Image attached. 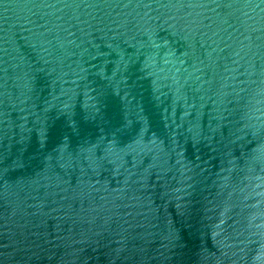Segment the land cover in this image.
Instances as JSON below:
<instances>
[{"label": "water", "instance_id": "obj_1", "mask_svg": "<svg viewBox=\"0 0 264 264\" xmlns=\"http://www.w3.org/2000/svg\"><path fill=\"white\" fill-rule=\"evenodd\" d=\"M0 264H264V0H0Z\"/></svg>", "mask_w": 264, "mask_h": 264}]
</instances>
